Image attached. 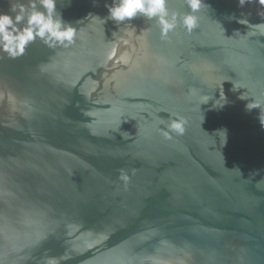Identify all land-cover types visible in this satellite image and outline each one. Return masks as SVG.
Returning a JSON list of instances; mask_svg holds the SVG:
<instances>
[{
    "label": "water",
    "instance_id": "obj_1",
    "mask_svg": "<svg viewBox=\"0 0 264 264\" xmlns=\"http://www.w3.org/2000/svg\"><path fill=\"white\" fill-rule=\"evenodd\" d=\"M111 4L56 0L74 44L0 50V264H264V5L204 0L162 38L89 16Z\"/></svg>",
    "mask_w": 264,
    "mask_h": 264
},
{
    "label": "clouds",
    "instance_id": "obj_2",
    "mask_svg": "<svg viewBox=\"0 0 264 264\" xmlns=\"http://www.w3.org/2000/svg\"><path fill=\"white\" fill-rule=\"evenodd\" d=\"M244 0H241L243 3ZM188 13L181 15L172 12L168 8V0H112L111 5H106L108 10L107 17H100L89 13L93 21L100 20L106 22L110 19L117 25L127 23L130 32H135L136 26L131 22L138 17H143L149 21H155L159 27L162 38H167L170 32H174L177 27L191 34L199 26V17L195 13L199 12L204 6V0H185ZM264 5V0H259ZM78 22V21H77ZM253 28L264 33V24L253 25ZM78 35L76 27L63 20L62 16L56 11V0H28V4L16 3L11 5V13H0V50L7 53L10 57L23 55L26 47L40 39L48 47L63 46L65 48L75 43ZM112 55H115L113 48ZM111 58V57H109ZM222 81L220 87L224 89ZM232 84V83H231ZM237 85L232 84V89ZM243 92L239 95L243 97ZM225 99L227 96L223 93ZM205 102L207 97L203 98ZM259 103L249 102L245 105V110L250 112L260 108ZM264 112V109L261 110ZM260 126L264 129V115L258 116ZM187 120L183 116L176 115L167 124V130L160 129L165 139H172V133L183 135L186 131ZM225 133V145L227 143V130ZM239 169L238 166H235Z\"/></svg>",
    "mask_w": 264,
    "mask_h": 264
}]
</instances>
